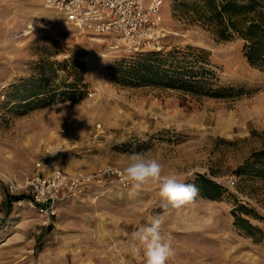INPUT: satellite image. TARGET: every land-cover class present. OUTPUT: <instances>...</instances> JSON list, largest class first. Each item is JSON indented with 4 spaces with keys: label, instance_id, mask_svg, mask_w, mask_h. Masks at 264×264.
Returning a JSON list of instances; mask_svg holds the SVG:
<instances>
[{
    "label": "rangeland",
    "instance_id": "rangeland-1",
    "mask_svg": "<svg viewBox=\"0 0 264 264\" xmlns=\"http://www.w3.org/2000/svg\"><path fill=\"white\" fill-rule=\"evenodd\" d=\"M182 1L165 2L157 50L208 51L220 82L241 89L237 98L119 85L113 65L136 54L124 43L78 31L39 0H0V42H10L0 44V172L20 181L64 144L66 170L87 173L111 164L124 171L139 153L160 162L163 175L189 184L204 175L225 189L218 201L197 196L176 209L156 184L93 186L61 203L43 225L17 197L8 201L0 181V264H145L134 234L154 216L162 218V235L175 250L167 264H264V238L256 242L237 229L232 215L245 206L264 231V177L237 173L264 148V69L246 62L242 40H217L182 11ZM74 62L82 64L74 99L15 107L22 85L39 86L42 75L57 94L74 80ZM230 177L234 188L226 184Z\"/></svg>",
    "mask_w": 264,
    "mask_h": 264
},
{
    "label": "trees",
    "instance_id": "trees-1",
    "mask_svg": "<svg viewBox=\"0 0 264 264\" xmlns=\"http://www.w3.org/2000/svg\"><path fill=\"white\" fill-rule=\"evenodd\" d=\"M180 5L184 13L210 31L217 40H242L246 62L254 68L264 69V0H183ZM81 66L74 62V80L64 81V88L57 94L56 89L47 87L44 75L39 79V86L21 84L23 94L18 97L15 107L29 106L34 99L39 107H45L52 104L56 96L60 97L59 102L74 99L75 92L80 91L81 78L77 69ZM112 80L122 86L172 90L197 98L233 99L241 92L240 88L220 82L208 51L192 46L137 52L113 65ZM19 88L18 85L17 91ZM237 173L264 177V148L253 152ZM191 184L196 185L198 197L204 200L218 201L225 193L223 186L204 175H197ZM7 198L8 201L13 199L11 196ZM232 215L237 229L256 242L264 238V231L251 223L252 219H257L251 209L238 205Z\"/></svg>",
    "mask_w": 264,
    "mask_h": 264
},
{
    "label": "built area",
    "instance_id": "built-area-1",
    "mask_svg": "<svg viewBox=\"0 0 264 264\" xmlns=\"http://www.w3.org/2000/svg\"><path fill=\"white\" fill-rule=\"evenodd\" d=\"M167 0H44L62 20L82 33L113 38L134 52L159 49L164 36L161 12ZM89 96L91 94L89 93ZM57 151L55 154H50ZM64 144L51 149L44 160L36 161L34 173L20 181L0 172V181L19 206L34 209L46 225L57 216L63 202L81 198L93 186L131 187L123 179L124 171L106 164L92 172L71 174L62 169ZM234 188L235 180L226 181Z\"/></svg>",
    "mask_w": 264,
    "mask_h": 264
},
{
    "label": "clouds",
    "instance_id": "clouds-1",
    "mask_svg": "<svg viewBox=\"0 0 264 264\" xmlns=\"http://www.w3.org/2000/svg\"><path fill=\"white\" fill-rule=\"evenodd\" d=\"M8 43L10 42H0V44ZM56 152L53 151L50 154ZM130 160L131 162L124 170L123 179L131 185L133 190H140L148 183L156 184L159 195L176 209L193 203L199 195V189L195 184L181 182L175 175H163V166L156 159H148L142 154L134 153ZM162 225V218L154 216L147 225H142L134 234L141 246L137 251L142 250L145 264H167L175 255L170 240L162 235Z\"/></svg>",
    "mask_w": 264,
    "mask_h": 264
},
{
    "label": "crops",
    "instance_id": "crops-1",
    "mask_svg": "<svg viewBox=\"0 0 264 264\" xmlns=\"http://www.w3.org/2000/svg\"><path fill=\"white\" fill-rule=\"evenodd\" d=\"M39 2H41V4L46 8V9H50V8H48V7H46L45 6V4H44V0H39ZM27 32V31H26ZM25 32V33H26ZM7 75H9V72L7 73ZM4 79H6V76H5V78ZM7 80H9V78H7ZM6 81V80H5ZM47 157V153L45 154V156H43V157H41L39 160H44L45 158ZM38 160V161H39ZM62 167V166H61ZM62 169L64 170V171H66V172H69V173H71V174H76V173H79L77 170H74V169H64L63 167H62ZM32 173H34V170L32 171Z\"/></svg>",
    "mask_w": 264,
    "mask_h": 264
}]
</instances>
